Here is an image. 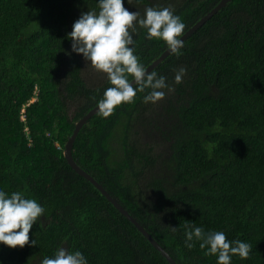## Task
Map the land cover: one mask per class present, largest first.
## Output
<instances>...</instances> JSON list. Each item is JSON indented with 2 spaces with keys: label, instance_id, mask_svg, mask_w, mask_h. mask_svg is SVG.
<instances>
[{
  "label": "trees",
  "instance_id": "obj_1",
  "mask_svg": "<svg viewBox=\"0 0 264 264\" xmlns=\"http://www.w3.org/2000/svg\"><path fill=\"white\" fill-rule=\"evenodd\" d=\"M154 1L124 5L142 14L171 5L186 33L221 0ZM93 8L98 0H0V189L23 191L46 209L29 244H0V264H42L59 247L79 249L89 264H170L64 156L76 122L110 86L103 72L97 84L86 79L68 37ZM134 38L146 68L168 49L144 29ZM181 52L152 69L171 86L162 112H149L148 90L109 117L97 112L73 156L179 264H216L199 242L185 246V223L250 243L249 257L232 264H264V0L229 1ZM143 118L155 139L139 128Z\"/></svg>",
  "mask_w": 264,
  "mask_h": 264
},
{
  "label": "clouds",
  "instance_id": "obj_2",
  "mask_svg": "<svg viewBox=\"0 0 264 264\" xmlns=\"http://www.w3.org/2000/svg\"><path fill=\"white\" fill-rule=\"evenodd\" d=\"M127 2L132 4V0ZM140 29L146 30L148 39L166 42L171 53L182 54L186 24L171 5L150 6L142 14L126 8L124 0H98V10L82 12L68 34L72 51L83 54L96 70L107 75L110 86L97 101L103 117H109L122 103H133L138 92L148 90L144 102L155 103L166 95V89L170 90L167 77L149 72L135 54L134 34ZM186 71L183 67L177 70L176 83L181 82ZM45 211L36 198L23 191L9 193L0 189V244L11 248L29 244L30 230ZM183 228L185 246L191 249L199 242L205 255L216 256V264H232L234 256L246 259L252 251L250 243L229 239L225 231L206 230L195 223H185ZM31 244L36 245V240ZM42 264H89V260L79 249L59 247L53 255L45 256Z\"/></svg>",
  "mask_w": 264,
  "mask_h": 264
},
{
  "label": "water",
  "instance_id": "obj_3",
  "mask_svg": "<svg viewBox=\"0 0 264 264\" xmlns=\"http://www.w3.org/2000/svg\"><path fill=\"white\" fill-rule=\"evenodd\" d=\"M229 1L231 0H221L209 13H207L204 17H202L195 25H193L189 30L184 33L182 39L185 41L196 29H198L200 26H202L206 20H208L213 14H215L219 9L224 7ZM171 52L169 49L164 51V53L156 60L151 63L147 69L149 72L152 71V69L157 66L161 61L164 60L166 56H168ZM97 112H99L97 105L94 106L88 113H86L82 118H80L75 125V128L72 132V134L67 139V142L65 144L64 148V156L68 163L71 165V167L74 168V170L82 175L84 178L89 180L95 187H97L101 193L113 203V205L119 209V211L125 215L132 223L136 225V227L141 231V233L151 242V244L157 248L162 255L170 262V264H179L173 256L165 249V247L159 243L157 239L154 238V236L144 227V225L134 216L132 215L125 206L115 197L113 196L106 188L105 186L99 182L97 179H95L94 176H92L89 172H87L84 168H82L77 161L75 160L73 156V146L75 143V140L81 131L82 127L85 123L88 122L90 118H92Z\"/></svg>",
  "mask_w": 264,
  "mask_h": 264
},
{
  "label": "rangeland",
  "instance_id": "obj_4",
  "mask_svg": "<svg viewBox=\"0 0 264 264\" xmlns=\"http://www.w3.org/2000/svg\"><path fill=\"white\" fill-rule=\"evenodd\" d=\"M154 1V0H153ZM155 2V1H154ZM82 62H83V75L86 77V79L92 83V84H97L100 79H103L104 75L101 71L96 70L92 64L88 61H86L83 57V54H80ZM161 101H159V106L161 105ZM157 137L156 133H153L151 135V139H155ZM150 138H146L148 141H152ZM141 143L143 146H146L144 141L141 139Z\"/></svg>",
  "mask_w": 264,
  "mask_h": 264
},
{
  "label": "crops",
  "instance_id": "obj_5",
  "mask_svg": "<svg viewBox=\"0 0 264 264\" xmlns=\"http://www.w3.org/2000/svg\"><path fill=\"white\" fill-rule=\"evenodd\" d=\"M156 110H157L158 113H159V112H162L161 107H157L154 111H156ZM154 111H152V112H154ZM152 112H150V113H152ZM143 119H144V120L141 121V124L138 125L139 128H140L141 130H146L150 137H151V135H152L153 133H156V134H157V131H155L151 126H147L148 119H147V118H143Z\"/></svg>",
  "mask_w": 264,
  "mask_h": 264
},
{
  "label": "flooded vegetation",
  "instance_id": "obj_6",
  "mask_svg": "<svg viewBox=\"0 0 264 264\" xmlns=\"http://www.w3.org/2000/svg\"><path fill=\"white\" fill-rule=\"evenodd\" d=\"M156 103H157V104H156ZM158 104H159V101L155 102V103H154V107L151 108L149 112H152V111H154L157 107H159Z\"/></svg>",
  "mask_w": 264,
  "mask_h": 264
}]
</instances>
